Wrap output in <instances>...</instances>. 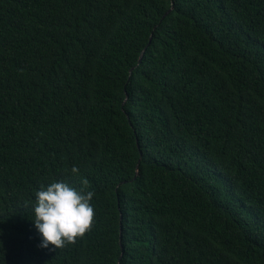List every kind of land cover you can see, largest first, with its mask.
Returning <instances> with one entry per match:
<instances>
[{
	"label": "trees",
	"instance_id": "16d2710c",
	"mask_svg": "<svg viewBox=\"0 0 264 264\" xmlns=\"http://www.w3.org/2000/svg\"><path fill=\"white\" fill-rule=\"evenodd\" d=\"M0 264H264V0H0Z\"/></svg>",
	"mask_w": 264,
	"mask_h": 264
},
{
	"label": "clouds",
	"instance_id": "9594fccd",
	"mask_svg": "<svg viewBox=\"0 0 264 264\" xmlns=\"http://www.w3.org/2000/svg\"><path fill=\"white\" fill-rule=\"evenodd\" d=\"M71 173L77 174L74 165ZM92 191H83L65 181L52 180L34 194L32 219L38 247L62 248L82 236L93 220Z\"/></svg>",
	"mask_w": 264,
	"mask_h": 264
},
{
	"label": "water",
	"instance_id": "95a60500",
	"mask_svg": "<svg viewBox=\"0 0 264 264\" xmlns=\"http://www.w3.org/2000/svg\"><path fill=\"white\" fill-rule=\"evenodd\" d=\"M172 10V8L170 9V10H168V12H166V14H165V16L166 15H168V13H170V11ZM164 16V17H165ZM152 35H151V37H150V43H151V41H152ZM145 50L146 49H144L143 51H142V54H141V56H140V60H139V63L142 61V58H143V55H144V53H145ZM130 72H132V70L130 71ZM128 99V96L126 97V100ZM125 103V102H124ZM141 156H142V153H141ZM123 217L121 216V219H122ZM122 229H123V227H122V225H121V234H120V241H122Z\"/></svg>",
	"mask_w": 264,
	"mask_h": 264
}]
</instances>
